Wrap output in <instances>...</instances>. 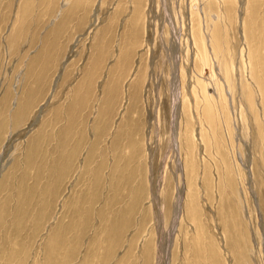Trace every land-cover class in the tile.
Wrapping results in <instances>:
<instances>
[{"label":"rangeland","instance_id":"obj_1","mask_svg":"<svg viewBox=\"0 0 264 264\" xmlns=\"http://www.w3.org/2000/svg\"><path fill=\"white\" fill-rule=\"evenodd\" d=\"M4 178L0 264H264V0H0Z\"/></svg>","mask_w":264,"mask_h":264},{"label":"bare ground","instance_id":"obj_2","mask_svg":"<svg viewBox=\"0 0 264 264\" xmlns=\"http://www.w3.org/2000/svg\"><path fill=\"white\" fill-rule=\"evenodd\" d=\"M6 178H7V176H6ZM6 178H4V180H2V182H0V187H3V186H5V184H7V181H9V180Z\"/></svg>","mask_w":264,"mask_h":264}]
</instances>
